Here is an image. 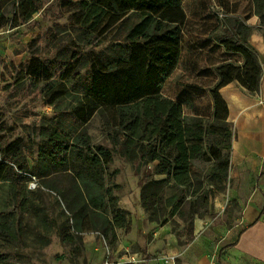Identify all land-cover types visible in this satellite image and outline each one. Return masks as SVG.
Returning a JSON list of instances; mask_svg holds the SVG:
<instances>
[{"label":"trees","instance_id":"trees-1","mask_svg":"<svg viewBox=\"0 0 264 264\" xmlns=\"http://www.w3.org/2000/svg\"><path fill=\"white\" fill-rule=\"evenodd\" d=\"M255 2L264 24V0ZM43 4L44 0H14L11 25L30 21ZM65 4L78 7L71 16L70 28L80 32L81 40L91 45L111 37V42L102 50L93 48L84 53L65 48L55 64L35 54L20 64L15 83L26 79L36 86L43 83L45 104L56 110L67 102L69 113L56 117L54 124L41 127L35 175L26 170V140L17 137L8 141L0 135V184L12 180L18 172L30 178L39 175V170L50 177L69 176L81 196L80 203L89 212L104 213L101 232L114 243L118 237L116 229L126 228L130 221L129 213L118 206L107 185L109 151L104 145L92 144V137L85 130L98 112L111 114L110 127L115 125L123 131L125 143L148 141V167L145 178L139 181L145 208L159 202L175 204L171 199L164 200L169 186L181 187L184 196L192 185L191 162L207 155L214 157L219 150L217 143L232 138L233 125L224 119L206 121L204 117L185 115L184 104L190 92L184 99L176 100L162 94L163 82L175 70L180 56L181 25L186 18L183 0H152L150 6L136 9V0H128L126 9L118 0ZM4 19V14H0V26L9 23L10 17L5 22ZM5 128L0 117V131ZM223 170L227 172V162ZM157 175L165 177L156 179ZM150 188L156 190L148 195L146 190ZM6 234L14 237L12 227L0 223V237ZM0 264L11 263L0 254Z\"/></svg>","mask_w":264,"mask_h":264},{"label":"rangeland","instance_id":"rangeland-1","mask_svg":"<svg viewBox=\"0 0 264 264\" xmlns=\"http://www.w3.org/2000/svg\"><path fill=\"white\" fill-rule=\"evenodd\" d=\"M66 1L77 3L79 0H44L42 9L24 26V32L20 34L25 35L27 31L28 40L24 43L23 50L16 49V56L20 55L16 57V62L0 57V117L6 126L5 130L0 131V135L8 141L17 137L26 140L29 164L26 170L34 175L37 149L41 142V127L54 124L55 118L68 114L69 109L67 102L62 103L56 110L46 105V97L42 91L43 83L36 86L31 80L26 79L19 81L20 84L17 85L15 82L17 72L21 70L20 64L26 63L32 54L45 62L55 64L59 59V52L65 48H73L84 53L93 48L96 51L102 50L111 42V37L104 42L96 40L91 45L81 40L80 32L70 28L71 16L78 7L71 8L70 4H65ZM118 1L122 9L128 7V0ZM151 1L136 0L135 9L150 6ZM191 1L194 4L199 0ZM210 3H213V0H210ZM11 7L10 4H3V12L7 13ZM4 16L5 22L8 17L6 14ZM177 78L184 80L181 76H173L169 81L173 82ZM188 78L190 80L191 77ZM166 91L172 92L169 83ZM200 94L193 91L188 95L190 102L198 105L195 110L203 112L206 121L222 120L217 111L213 110L209 100L206 97H199ZM186 106L190 109L189 105ZM216 106L224 109V104L220 101H217ZM109 116H111L109 112L101 110L85 130L91 135L92 144L104 145L109 151L111 162L107 185L117 198L118 206L129 213L130 222L126 228H123L125 232L131 231V228L138 223L139 213L133 210L140 206L144 209L146 220L158 223L160 227L166 226L168 232L174 234L180 244L188 240L195 219L203 221L210 217L216 220L219 211L227 213L229 219L240 214L242 203L236 194L247 186L254 185L255 177L245 179L240 175V179H236L231 170L230 143L235 136L233 126L232 138L221 139L217 143L219 150L215 152L214 157L207 155L206 158H197L191 162L192 185L184 196L181 194V187L169 186L164 191L163 197L164 200L171 199L175 204L170 206L159 202L145 208L139 181L145 178L148 167L145 156L148 141L141 139L133 143H125L123 131L115 125L110 127ZM199 142L205 145L204 141ZM226 162L228 170L225 173L223 166ZM211 171L213 174H210ZM262 172L264 173V170ZM206 175L210 177L207 179ZM36 177V188L35 179L20 172L12 180L0 184V223H8L14 234V237L8 234L0 237V254L7 258V262L84 264L86 260H90L89 238L94 236L99 241L98 244H104V240L107 242L104 264H172L166 262L172 257L169 254L160 253L152 256V259L146 254L139 257L137 253L142 247L137 249L135 245L129 244L119 250L118 237L114 243L107 241L104 233L101 232L106 216L100 210L89 212V208L80 203L81 196L73 187L69 176L50 177L40 173ZM258 183L264 188V174ZM155 190L150 188L146 193L151 195ZM92 194H95V191H92ZM109 218H112L111 214ZM202 224L205 226L204 222ZM153 231L155 230L148 232L145 237L151 240L155 236ZM142 233L143 228L140 223L136 234L143 236Z\"/></svg>","mask_w":264,"mask_h":264},{"label":"crops","instance_id":"crops-1","mask_svg":"<svg viewBox=\"0 0 264 264\" xmlns=\"http://www.w3.org/2000/svg\"><path fill=\"white\" fill-rule=\"evenodd\" d=\"M13 3L14 0H0V14L4 13L3 4ZM192 3L183 0L186 18L181 25L180 56L175 70L163 82L162 94L176 100L196 91L201 93L199 97H206L213 110L235 129L230 152L232 172L236 179L240 175L245 179L255 177V183L236 194L242 203L237 217L229 219L227 213L219 211L216 220L195 219L184 244L166 226L146 220L142 206L137 207L133 210L139 213L135 227L138 229L141 223L143 236L136 234L134 226L128 233L117 228L118 249L129 244L142 247L138 254L150 255L151 259L166 253L176 258V264H264V188L258 183L264 174V24L255 0ZM14 13L13 5L4 13L10 19L0 26V57L16 62L20 56H16V49L23 50L28 40L27 31L20 34L35 15L30 21L13 26ZM173 76L184 80L169 81ZM168 83L171 93L166 91ZM187 99L184 114L205 117L195 110L198 105ZM217 101L224 104V109L217 108ZM152 230L155 236L150 240L145 235ZM98 242L94 236L89 238L91 255L84 264L105 263L107 242Z\"/></svg>","mask_w":264,"mask_h":264},{"label":"built area","instance_id":"built-area-1","mask_svg":"<svg viewBox=\"0 0 264 264\" xmlns=\"http://www.w3.org/2000/svg\"><path fill=\"white\" fill-rule=\"evenodd\" d=\"M32 178L35 179V188H36L37 187V177L36 176H33ZM31 184H34V183H31ZM137 256L142 257V255H140L138 253H137ZM166 262H171L172 264H175V257H173V256L170 257V261L169 260H166ZM106 264H108V263H106Z\"/></svg>","mask_w":264,"mask_h":264}]
</instances>
